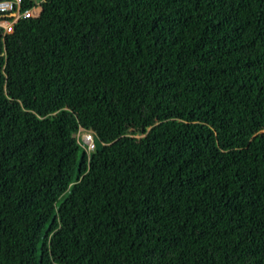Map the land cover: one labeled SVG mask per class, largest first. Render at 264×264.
<instances>
[{"label":"trees","instance_id":"trees-1","mask_svg":"<svg viewBox=\"0 0 264 264\" xmlns=\"http://www.w3.org/2000/svg\"><path fill=\"white\" fill-rule=\"evenodd\" d=\"M21 1L40 12L0 30V264H264V0ZM197 77L252 168L163 175L144 133ZM121 110L137 137L109 145Z\"/></svg>","mask_w":264,"mask_h":264},{"label":"rangeland","instance_id":"rangeland-1","mask_svg":"<svg viewBox=\"0 0 264 264\" xmlns=\"http://www.w3.org/2000/svg\"><path fill=\"white\" fill-rule=\"evenodd\" d=\"M211 85L206 78L197 77L190 89L162 97L160 116L150 124L144 137L150 142L152 154L156 149L163 152L160 158L163 175L195 173L210 166L224 174L234 167H253L240 153L248 143V134L238 126L237 119L227 108L220 113L221 94ZM123 121L125 131L115 135L109 145L121 137L136 139V124L131 112L121 110L110 126L117 127ZM94 138L93 132V146ZM80 139L83 141L82 136Z\"/></svg>","mask_w":264,"mask_h":264},{"label":"built area","instance_id":"built-area-1","mask_svg":"<svg viewBox=\"0 0 264 264\" xmlns=\"http://www.w3.org/2000/svg\"><path fill=\"white\" fill-rule=\"evenodd\" d=\"M21 4V0H0V30L3 31V34H10L18 19L38 16L40 10L37 5L32 9L22 10ZM81 136L83 141L80 139ZM77 142L85 147L87 152L92 151L93 131L80 127Z\"/></svg>","mask_w":264,"mask_h":264},{"label":"crops","instance_id":"crops-1","mask_svg":"<svg viewBox=\"0 0 264 264\" xmlns=\"http://www.w3.org/2000/svg\"><path fill=\"white\" fill-rule=\"evenodd\" d=\"M40 1H42V0H40Z\"/></svg>","mask_w":264,"mask_h":264}]
</instances>
